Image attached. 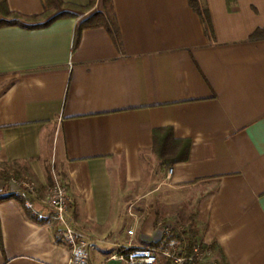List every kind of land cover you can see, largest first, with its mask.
<instances>
[{"label": "crops", "instance_id": "crops-1", "mask_svg": "<svg viewBox=\"0 0 264 264\" xmlns=\"http://www.w3.org/2000/svg\"><path fill=\"white\" fill-rule=\"evenodd\" d=\"M111 1L118 41L99 26L75 46L103 0L47 27L0 28V195L18 194L15 167L41 191L24 198L41 222L14 199L0 202V264H68L47 206L53 169L75 229L92 241L90 264H125L112 257L126 247L157 250L167 235L139 205L153 192L137 190L151 182L164 129L191 144L186 161L160 174L195 196L196 242L216 264H264V38L253 39L264 0H197L209 25L189 0ZM7 4L25 17L47 10L45 0Z\"/></svg>", "mask_w": 264, "mask_h": 264}, {"label": "trees", "instance_id": "trees-1", "mask_svg": "<svg viewBox=\"0 0 264 264\" xmlns=\"http://www.w3.org/2000/svg\"><path fill=\"white\" fill-rule=\"evenodd\" d=\"M104 1V13H96L90 18L83 21L76 30L75 36V46L78 44L80 35L82 31L86 28H93L103 26L105 27L115 39H119V33L115 21V16L113 12V5L111 0ZM193 9L200 15L205 24L209 25V15L206 10H203L199 5L197 0H189ZM96 3V0H91L90 5L87 7L75 6L71 4H66L62 0H45V5L47 10L41 16L35 17H25L18 13H14L9 10L7 0H0V28L7 26H19L25 27L28 29L33 28H43L47 27L51 23L63 19V18H73L77 14L74 11H87L89 8L93 7ZM46 18V19H44ZM44 23L36 24L34 26H27L23 21L27 22H42ZM264 38V31H257L253 35V39ZM190 142L179 143L174 138L173 131L171 129H164L157 131L154 138V152L162 161L163 164L166 163H175L180 161H186L189 157L190 152ZM181 148V149H180ZM8 199H14L18 201L24 209L25 214L35 222H41L36 217L31 215L29 208L27 207V201L19 196L17 193H11L8 195H0V202ZM41 220V219H40ZM177 238L182 242L181 254L185 256H190L193 252V248L196 244L195 240L185 239L183 233L176 232L174 236L168 238L165 237V240L161 244L153 245L154 248L159 249L161 245H165L169 240ZM3 246L2 233L0 228V247ZM212 249V247H211ZM213 250V249H212ZM168 264H174L172 261H168Z\"/></svg>", "mask_w": 264, "mask_h": 264}, {"label": "built area", "instance_id": "built-area-1", "mask_svg": "<svg viewBox=\"0 0 264 264\" xmlns=\"http://www.w3.org/2000/svg\"><path fill=\"white\" fill-rule=\"evenodd\" d=\"M172 169L168 174L171 175ZM53 187L49 193L47 206L51 211L52 219L58 225V234L62 238L64 244L67 246L70 257L68 264H90V252L93 248L92 241L82 235L74 227L73 220L69 213L71 209V202L69 197V190L67 184L51 170ZM12 184L16 188L14 181ZM24 191L32 194L34 187L32 184H24ZM20 193V192H18ZM31 206V204H27ZM163 232L168 235L171 231L169 228H164ZM177 240L171 239L166 243L163 249V255L172 261L174 264H216L213 259V251L204 248L201 243L196 242L193 252L190 256L182 255L181 252L177 253L176 250ZM113 259L119 260L125 264H157L158 256L155 250L150 248H131L126 247L119 253L113 255Z\"/></svg>", "mask_w": 264, "mask_h": 264}, {"label": "rangeland", "instance_id": "rangeland-1", "mask_svg": "<svg viewBox=\"0 0 264 264\" xmlns=\"http://www.w3.org/2000/svg\"><path fill=\"white\" fill-rule=\"evenodd\" d=\"M80 13H86V11H80ZM46 19V18H44ZM44 19H42L44 21ZM163 166L162 161L157 158V162L155 163L154 169L151 171V174L146 176L147 180L151 181L141 185L140 189L137 190V193L140 196H145L146 194L152 193L151 196L148 197L150 202L142 200L140 202V210L147 211L149 209H153V211L158 216V227L169 228L170 233L167 235L168 238L175 235L176 232H180L184 234L185 239L197 240V234L193 228L194 223V211L197 202L195 201V196L192 195L190 192H180L179 190H174L169 188L164 184L163 176L160 174L161 167ZM14 172H12V179L15 185L20 187L16 189V192L22 198H25L27 191H24V184H32L34 187L33 195H39L40 192L38 188V184L36 181L31 177L28 171H23L21 168H13ZM26 172V173H25ZM58 176L62 179V177L58 174ZM49 178V192L53 187L52 182V175L48 173ZM148 182V181H147ZM13 183V182H11ZM65 184H67L64 181ZM35 193V194H34ZM149 203V204H148ZM150 205V206H149ZM176 245V252H181L182 249V242L177 239ZM166 247V244L161 245L159 249L155 250L158 256V263L157 264H168L169 259L163 255V249ZM153 249L152 247H149ZM154 250V249H153Z\"/></svg>", "mask_w": 264, "mask_h": 264}]
</instances>
